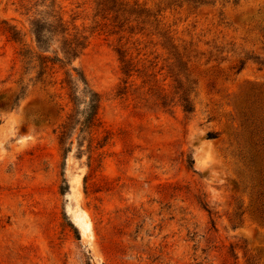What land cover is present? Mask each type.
I'll return each mask as SVG.
<instances>
[{
  "label": "rangeland",
  "instance_id": "1",
  "mask_svg": "<svg viewBox=\"0 0 264 264\" xmlns=\"http://www.w3.org/2000/svg\"><path fill=\"white\" fill-rule=\"evenodd\" d=\"M118 1L103 18L95 0H0V264H264V0ZM38 13L86 36L72 65L99 96L66 154L62 71L35 80L8 39Z\"/></svg>",
  "mask_w": 264,
  "mask_h": 264
},
{
  "label": "trees",
  "instance_id": "2",
  "mask_svg": "<svg viewBox=\"0 0 264 264\" xmlns=\"http://www.w3.org/2000/svg\"><path fill=\"white\" fill-rule=\"evenodd\" d=\"M187 1L193 7L213 3V0ZM120 5L121 3L118 0H95V15L100 14L105 18L110 11L118 12L121 10ZM122 11H125V9L123 8ZM127 12L129 14L134 13L137 17L144 11L132 10ZM7 32L8 39L19 44L17 54L24 73L35 71V80L43 81L44 77L48 76L51 79L55 73L62 71L63 77L59 83L61 87L67 88V95L72 104V112L66 116L57 136L58 143L62 146L63 153L66 154L70 148L65 147V143L71 135V129L78 128L81 133L98 124L99 96L89 87L83 73L72 65L73 60L82 53L86 46V36L78 32L70 33L60 17L51 14L48 16L43 13L31 17L27 32L22 33L14 27L8 28ZM26 35L29 36L28 42L25 40ZM259 63L264 65V58ZM243 64L244 62H241L239 68ZM123 72L128 74V69L125 66ZM51 82L52 80L48 81V83ZM186 82L190 83L188 79H186ZM52 83H55V81ZM79 84H81L80 87ZM188 87L190 88L189 85ZM176 88H178L174 90V93L178 94L176 102L185 113H191L193 105L189 92L192 89L181 88V85L176 86ZM21 89L14 100L15 104L25 94L26 87H21ZM160 104L162 107L167 105L165 101H161ZM255 130H257V126H255ZM251 134L252 132L250 136ZM206 135L208 138L217 137V134L211 131L207 132ZM255 145L256 143L253 141V148H255ZM250 161L264 164V155L259 153L258 150H254ZM186 162L187 167H190L192 159L188 157Z\"/></svg>",
  "mask_w": 264,
  "mask_h": 264
},
{
  "label": "bare ground",
  "instance_id": "3",
  "mask_svg": "<svg viewBox=\"0 0 264 264\" xmlns=\"http://www.w3.org/2000/svg\"><path fill=\"white\" fill-rule=\"evenodd\" d=\"M73 182H75V179L73 180ZM76 218H77L78 224L84 231L89 229V222L83 214L78 212Z\"/></svg>",
  "mask_w": 264,
  "mask_h": 264
},
{
  "label": "water",
  "instance_id": "4",
  "mask_svg": "<svg viewBox=\"0 0 264 264\" xmlns=\"http://www.w3.org/2000/svg\"><path fill=\"white\" fill-rule=\"evenodd\" d=\"M19 132H20L21 135H24V132L22 131V127H20Z\"/></svg>",
  "mask_w": 264,
  "mask_h": 264
}]
</instances>
